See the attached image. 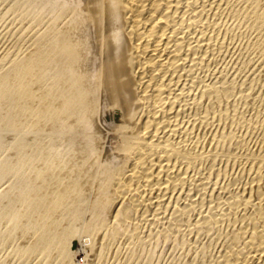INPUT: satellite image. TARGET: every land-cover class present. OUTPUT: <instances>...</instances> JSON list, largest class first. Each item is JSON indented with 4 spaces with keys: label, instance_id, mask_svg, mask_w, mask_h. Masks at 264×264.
<instances>
[{
    "label": "bare ground",
    "instance_id": "1",
    "mask_svg": "<svg viewBox=\"0 0 264 264\" xmlns=\"http://www.w3.org/2000/svg\"><path fill=\"white\" fill-rule=\"evenodd\" d=\"M29 2L30 1L27 3ZM32 4L34 5L35 3ZM54 4H56V2H54ZM32 6H30V8ZM44 6L45 5H43L42 8H44ZM46 7L47 6H45V8ZM49 7L51 9L53 8L51 6ZM54 7L58 8V6L55 5ZM26 8L24 7L23 9ZM30 8L27 10H30ZM10 9L8 8L5 10L10 13L11 11H8ZM33 10L36 12L35 7ZM4 12L5 16H3V18L6 17L7 13L6 11ZM34 12L32 13L34 14ZM28 13L23 15V17H21L22 15L20 14L21 19L19 17L15 19L19 18L23 25L25 23L32 24L35 20L37 22V19H34V15H31V11V14ZM36 13L38 15V12ZM54 13V16L48 20L47 24H43L46 26L44 34L38 35V33L36 34L38 31L36 30V32H34L36 34L35 37L30 38V40L27 37L28 41H25L26 44L24 47V40L23 42L21 41L22 46L19 42V46L21 48L23 47L22 51L16 45H13L18 48L17 52L19 50L21 51L20 55L18 53L21 57H18L16 52L15 55L17 57L14 55L15 58L13 59V54L11 52H14L13 49L16 50V48L13 47V49H10L11 51H9L12 55L10 53L9 55L12 56V59L9 60L10 63H7L9 65L8 67L5 65L6 69H4V64L7 61L2 58L3 55L0 58V122H3L2 120H4L5 117L10 119V116L6 115V112L9 114L7 111L9 109L12 111H10L11 114H14V116L18 118L19 126L15 120L14 122L12 121L15 117H12L11 121L9 119L7 120L8 122H13V125L16 123V127L20 128L22 131V134L20 133L23 135L20 136L22 137L20 138L21 141L18 138L20 146L17 142L21 149L20 152L24 151V153L21 152L22 156L25 154L21 163L34 168L35 178L33 179H36L38 184L41 183L37 185V187L39 186L37 189H40V191L44 190V194L42 192L41 194L46 197L48 196L47 198L42 196L48 201L40 198V201H37V205L35 204L36 201L32 204L36 205L35 211L41 210L42 207L45 209L42 210V212L38 211L35 213V211H33L35 208L33 209L32 207V211L35 214L32 213L34 215L33 217L29 215L31 219L41 221L43 224H41L42 230H40L42 233L37 234V236L40 235L38 238L43 241V244H40L43 245V247L40 248V250L36 248L38 251L42 252L40 255L43 253H54V257H59V264H77L80 258L86 255L84 241L87 240H83V232L87 233L98 243V246L95 248H93V245L96 243H91L93 248L90 253L92 254V259L88 264H104V259L107 258L105 252H103L106 249L104 246L110 243H113L110 244L113 245V247L116 246L114 245L115 241L119 240L121 237H127L131 240L137 238L136 240L138 241V237L142 232L141 228L145 224H153L155 227V223L164 221L162 226L165 225V222L171 225L172 222H170V220L180 224L181 221H178L181 219L180 216L183 215V217L186 216L185 218H187V215H190V212L195 210L191 209L192 211L188 212L189 214L187 213V215H184L183 212L186 208L183 210L179 206L174 207L172 204L175 203V206L180 204L182 194H184L183 191H181L182 188L192 180L195 182V174H193V172L190 174L192 169L194 170L196 165L198 166L203 162L207 165V161H209L208 164L210 165V160L216 158L217 162V159L224 157L227 158V160L230 159L231 161L233 160L239 163L240 170L239 168L237 170L239 171L236 178L237 184L235 183V185H233L235 181L232 182L233 184L229 183L225 186L221 185V183L218 186H222L223 188H217L216 185L220 182L217 181V183L213 185V191L210 192L211 195L209 196L215 197V199H217V201H215L217 203L220 202L224 209H220L221 211L219 213H215L218 212L220 206L218 209L215 208L212 210L215 212L208 211V213L206 212L203 216L201 215L202 218L200 221L194 222V224L198 222L195 227L199 229L197 232L204 230L202 233L205 231H214L218 234L222 230L221 227L219 231L220 224L226 223L227 232H225V234L222 232L224 234L223 236L218 234L220 235L218 238L219 246H217V250L219 251L215 258L211 259L212 262L210 264H264V109L262 108L263 112L262 116H260V118H262L261 133L259 134L258 132L259 135L256 134L257 137L254 140L252 139L254 141L253 144L251 143L252 145H248L249 140L247 144H242L244 142L242 138V145L233 149L234 145L232 146L233 150L230 151L229 146L239 134L235 137V135L232 134L233 132L227 133L224 129L228 121H230V123L234 121V115L229 113V110L232 107L231 102L234 101L233 103H236L235 100H231L230 97L235 92L237 86L241 85V88L242 86H247V93L241 95V99L244 98L247 100L254 95V98H258L259 100L260 94L263 95L262 98L264 97V79H261L262 76L264 77V0H64L59 9H57V11L55 10ZM11 14L10 17L13 16H11ZM40 19H42V16ZM44 20H41V24L39 23L40 27L37 26L38 29L43 26L42 23L45 22ZM36 22L35 25H37ZM37 27L35 29H37ZM242 27L251 30L252 33L249 34H253V36L251 35L253 37L252 45L256 47V51L259 52L261 61L259 60L260 63H256L257 66L251 63L252 69H249L251 73L250 75L248 73V77H245L241 73L245 79L244 81H240V83L237 75L229 77L230 71L226 74L223 68H218L219 70L214 68L215 70H213L209 68V64L211 63V59H213L211 56L219 52V50L222 51L221 49L227 42V34ZM24 29V32H26L27 28H25V26ZM18 31L19 29L15 32L18 33ZM11 32V34H13L14 31L11 30ZM16 33L14 34L15 36L17 35ZM246 33L247 32H245V34ZM13 36L11 35L10 39H12ZM239 36L238 39L241 38V34ZM4 37L6 36L4 35ZM14 40L13 42H15ZM13 42L11 41V43ZM10 48L12 47L10 46ZM225 53L228 55V51ZM5 55L9 56L7 53H5ZM257 55L258 54H256V56ZM6 56L5 59H7ZM245 58L246 56L244 60ZM215 59L216 57L214 60ZM218 59L219 58H217V60ZM236 60H238L237 57ZM251 61L253 62L255 60ZM246 62L248 61L246 60ZM246 64L245 66H247ZM242 66L243 65H241V67ZM242 68L244 70V67ZM255 74L257 77H255ZM255 85L259 87V91L257 90L258 92L255 90ZM257 95L258 97H255ZM249 101L250 100H248V102ZM239 103L238 107L240 105ZM254 103L252 102V104ZM7 104H12L13 108L9 106H7V108L5 106ZM244 105L246 104L244 103ZM248 106H250V104ZM260 106L261 105L258 107ZM233 108L235 109V106ZM260 109L259 112L261 113L262 109ZM254 112L256 113V111ZM247 115L251 116L250 113ZM250 119H253L252 116ZM107 120L110 123H107ZM236 121H238V119ZM251 125L253 124L251 123ZM251 125L248 124L246 126ZM232 127L233 126H231V128ZM7 128H9V126ZM45 133L48 135L50 134V137L53 135L52 138L58 137L56 136L57 134H59V136L60 134L61 136L63 135V137L61 138L60 136V138L62 140L64 139L67 143L65 149L68 147L69 150H67L68 152L70 151V153H67V156L65 154L66 157L63 159L60 157V154V156H58L59 159L57 158L58 161L55 159L56 161L53 160V162V156L50 159L51 156L48 153L51 149H54L53 147L56 146V141L58 142V140H56V138L52 144L49 143L50 150H47V152V147H43L46 143L41 145L44 141L46 142L44 138L42 139L44 141H41L42 135L44 134L43 136H45ZM112 137L117 140L113 147L110 145L109 141ZM2 138L5 137L3 136ZM90 138L94 141L92 148L87 144ZM64 141L63 143L61 142L60 148L58 144L57 147L59 151L62 150L61 148L64 146ZM15 142H13V144ZM206 142L211 145L210 149H206ZM5 143L4 145L7 148L9 145ZM9 144L12 143L9 141ZM14 146L15 145H13V147ZM14 148L16 149V147ZM42 148H45V150ZM6 152H8V150H6ZM13 152L12 154H14ZM52 153L54 152L52 151ZM52 153L50 154L53 155ZM16 157L19 158L20 156ZM5 160L7 161V159ZM6 161L4 165H6ZM17 161L20 162L18 159ZM235 162H232L233 165H235ZM14 163L16 164V162ZM214 163L215 162L212 164L215 165ZM213 167L214 169L216 168L215 166ZM213 167H211V169H213ZM13 169H10V171H13ZM200 169L201 167L198 168V171H200ZM211 169L208 174L212 172ZM226 169L227 167L224 169L222 168V170ZM4 170L6 169L4 168ZM1 171H3V169ZM21 171L22 170L18 173ZM220 171L221 170L216 173L219 174L221 173ZM5 172L6 171H3V173ZM22 172L26 173L28 170ZM10 173L12 174V172ZM14 173L15 172H13V174ZM198 173L196 176H199V179L197 178L199 182H197L204 188L203 186L210 180L211 174L208 175L206 173L207 176H203V174H205L203 173L200 177ZM223 173L224 172L221 174L225 175ZM20 174L21 177L22 173ZM213 174H215L214 171ZM16 175L17 174H14L13 178H16L14 177ZM234 176L236 175L231 177ZM20 177L19 179H21ZM216 177L214 179H216ZM217 178L219 179V177ZM38 179L41 182H39ZM214 179L212 178V180ZM34 181L31 182L34 184ZM21 182L24 183V180ZM199 184H197V186ZM29 185H26V188ZM192 185L193 184H191V186ZM18 186L20 185H17V187ZM31 186L33 185L31 184ZM31 186L29 189H31ZM189 186L187 187L188 189H190ZM33 187L35 188V186ZM9 188L6 187L7 190H9ZM14 188L12 190L10 189L11 193L16 190V186ZM21 189H23V187ZM188 189L187 191H189ZM31 190L29 192H31ZM206 190L208 189L204 191ZM20 192L22 193L23 190ZM34 193H36V191ZM190 193L192 194V191ZM14 194H10L11 197ZM25 194L23 193V195ZM41 194L38 196L41 197ZM187 194L185 192V195ZM8 195H6V198H8ZM206 195H208V193ZM200 196L202 195L200 194ZM13 198L14 200L17 198L15 201L19 199L17 196ZM20 198H22V196ZM25 199L29 198L25 197ZM183 199L185 200V198ZM35 200H37V198ZM45 200L47 205L45 204ZM210 200H212V198ZM0 201H2V199ZM8 201L9 198L7 202ZM21 201L23 202L24 198L23 200L21 199ZM21 201L20 203L17 201V206H19V204L21 205ZM31 201L32 199H30L29 205ZM25 202L24 204H26ZM204 202L205 199L204 201L202 200L201 204L203 205ZM1 203L2 202H0V204ZM208 203L210 204L211 202ZM193 204V207H195V202H193L192 205ZM205 204L203 205L204 207H206ZM212 207L214 208L213 205ZM27 208L28 207L25 209L27 210ZM196 208L199 209V207ZM7 209H10L9 213H12V208ZM21 209H19V211ZM203 209L201 211H203ZM24 213L25 216L28 215L26 211L23 212V214ZM8 214H6V217H4V215V218L1 219L6 220ZM198 214L197 216L199 217ZM94 216H99L102 220L96 221L98 218L94 219ZM9 217L10 215L8 219ZM26 217L28 218V216ZM59 217H67L70 227L63 229L64 227L62 226L63 228H60L61 224L59 225L57 220ZM108 217H110L112 221L110 220L107 222L105 219ZM11 218L13 217L11 216L10 219ZM21 219L22 218H20V220ZM193 219L194 218H192V220ZM3 220L2 222H4ZM5 222L7 223L8 221ZM29 222L31 221L28 220L26 222V229ZM8 223L9 226L12 224V222ZM17 224L16 226H18ZM45 224L48 226L46 225V227ZM30 225L31 224H28L29 228H31ZM52 225H54L55 229H51L53 227L50 228ZM64 225L66 226L67 223ZM186 225H188V223ZM179 226L183 227L181 224ZM164 227H162V229ZM177 227L176 229H179ZM13 228H15V226ZM39 228L41 229V226ZM26 229L23 231L24 233L29 231ZM31 229L30 231L33 233L34 231ZM8 230L6 229L7 234L13 231L10 230L8 233ZM143 230L146 231L145 228ZM16 231L18 232V230ZM16 231L15 237L17 236ZM51 231H53V233ZM144 231L142 232L143 235L145 233ZM174 231L177 232V230L171 231L173 235L175 234ZM165 232L166 231H161V234ZM32 233H29L28 237H26L29 238L30 235H32L30 238L35 237ZM148 233L150 234V232ZM167 233L168 231L165 234ZM170 233L168 234L170 235ZM181 233L183 232L181 231ZM200 233L199 236L201 235ZM24 235L21 236L25 237ZM173 235H171V237ZM6 237L9 239L8 235ZM18 237L16 240H18ZM163 237H165V235H163ZM54 238L58 239H55L57 242H55ZM141 238H143V236ZM149 239H147V242ZM163 239L167 238L165 237ZM2 240L4 241L3 238ZM23 240L25 239L22 238L20 241L23 242ZM34 240L36 242V239ZM142 240L145 241L146 238ZM167 240L165 241L167 242ZM173 240L175 242L177 241L175 238ZM33 241L30 242L33 243ZM184 241H187V239ZM195 241L196 240H194L193 243L196 245L197 242ZM15 242L11 244L14 243L15 247H18L19 244H15ZM37 243L39 246L40 242L37 241ZM117 243L118 241L116 244ZM144 243H146V241ZM120 244L122 245L123 243L121 242ZM137 244L133 246L136 247ZM6 245L7 244H5V246ZM177 245L179 244H176V246ZM195 245L191 244V246L194 247ZM207 245L210 244L208 243ZM147 246H144L143 250H145ZM24 247V249H22L23 247L20 248L22 251L19 249L20 254L26 255L28 252L32 253V251L35 250V245L28 247L24 245ZM129 247L131 248V245ZM179 247L180 246H178V248ZM199 247L200 246H198V248ZM212 247L208 246V249L210 250ZM195 249L197 248L195 247ZM131 250V256H133L135 252L134 248L132 247ZM138 250L139 249L136 251ZM8 251H10V249ZM14 251L13 254L15 253ZM128 251L127 254L129 256L130 251ZM193 251L194 248L192 249V252ZM117 252L120 253V247ZM9 253L13 255L12 252ZM29 253L28 256L31 255ZM202 253H204V250ZM109 254L110 252L108 255ZM118 254L116 256H118ZM187 254L190 255V253ZM15 255L14 256L17 257V254ZM43 256L44 255H42L41 258H43ZM24 257L25 256H23V258ZM10 258L12 259V257ZM25 258L29 259V257ZM121 258L122 260L124 259L122 256ZM121 258L119 257V259ZM201 258V260H203V257ZM208 258L206 259L208 260ZM38 259L36 258V260ZM127 259L126 261L130 258ZM132 259L131 262L134 263ZM141 259L142 258H140V260ZM181 259L183 260V258ZM181 259L179 261H181ZM36 260L34 259V261ZM194 260L196 259L194 258ZM4 261L3 259L2 262ZM205 261L206 260L202 261V263L204 264ZM39 262L41 261L39 260ZM39 262L37 261V264ZM51 262L53 261L51 260L49 263ZM25 263L26 262L22 264ZM41 263L44 262L42 261ZM108 263L110 264V262ZM113 263L115 262L113 261ZM113 263L111 262V264Z\"/></svg>",
    "mask_w": 264,
    "mask_h": 264
},
{
    "label": "rangeland",
    "instance_id": "2",
    "mask_svg": "<svg viewBox=\"0 0 264 264\" xmlns=\"http://www.w3.org/2000/svg\"><path fill=\"white\" fill-rule=\"evenodd\" d=\"M6 1V2H5ZM13 1V2H12ZM0 0V58H1V56H2V58L4 59V60H6L7 62H5V64H4V67H5V65H6V67H8L9 65L7 64L8 62L10 63V61L9 60H11L12 59V56H13V59L15 58V53L17 52V49L19 48V49H21V51H22V49H23V47H24V45L26 44V42L28 41V38H29V40H30V38H33V37H35V35L38 33V35H42V33L44 34L45 33V31H46V26H44V25H46L47 24V22H48V20H50L51 19V17H53L54 16V12H55V10L57 11V9H59V7L61 6V3H62V1H64V0H55V1H52V0H38V2H37V0ZM15 1V2H14ZM28 1H30L29 3H27ZM40 1V2H39ZM2 2V3H1ZM24 2H25V4H24ZM54 2H56V4H54ZM59 4H58V3ZM5 3V4H4ZM11 3V4H10ZM32 3H35L34 5L32 4ZM40 3V4H39ZM46 3H47V5H46ZM16 4V5H15ZM30 4V5H29ZM38 4V5H37ZM9 5H11V6H9ZM19 5V6H18ZM21 5V6H20ZM27 5V6H26ZM33 5V6H32ZM36 5V6H35ZM43 5H45V6H47L46 8H45V6H44V8H42L43 7ZM54 5L55 6H58V8H56V7H54ZM9 6V7H8ZM30 6H32L31 8H30ZM49 6H51V7H53L52 9L49 7ZM12 7V8H11ZM17 7V8H16ZM25 7H27L26 9H23V8ZM34 7H35V9H36V12H38V15H37V13L36 12H34L35 10H33L34 9ZM37 7V8H36ZM10 9V10H8V11H11L10 13H8L7 12V10H5V9ZM30 8V10H27V9H29ZM48 8H50V9H48ZM56 8V9H55ZM22 9V10H21ZM54 9V10H53ZM45 10V11H44ZM4 11H6L7 13H8V16H7V13H6V17H7V19H6V17H4L3 18V16H5L4 14H5V12ZM23 11V12H22ZM28 11H29V13H30V11H31V13L32 12H34V14L32 13H30L31 15H34V19L36 18L37 19V22H36V20L35 21H33V23L31 24V23H25L24 25L21 23V21H20V19H21V17H23V15H25L26 13H28ZM52 11H54V12H52ZM12 13V14H11ZM16 13V14H15ZM19 15H18V14ZM28 13V14H29ZM42 14V15H40V14ZM10 14H11V16L13 15L14 16V18H13V16L12 17H10ZM22 16H21V15ZM51 14H52V16H51ZM40 15V16H39ZM45 15V16H44ZM21 16V17H20ZM38 16V17H37ZM41 16H42V19L45 21H43L44 23H42V25L43 26H41V28H39L38 29V27H40L39 25L41 24V20L42 19H40L41 18ZM44 16V17H43ZM48 18H47V17ZM9 17H10V19H9ZM16 17H19V18H17L18 19V21H17V19H15ZM40 17V18H39ZM3 18V19H2ZM30 18H32V17H30ZM6 19V20H5ZM40 19V20H39ZM12 21V22H11ZM39 21V22H38ZM3 22V23H2ZM19 22V23H18ZM35 22H36V24L37 25H35ZM9 23V24H8ZM15 23H16V25H15ZM40 23V24H39ZM4 24V25H3ZM15 26H14V25ZM19 24H20V26H19ZM29 24V25H28ZM3 25V26H2ZM9 25V26H8ZM22 25V26H21ZM29 27H28V26ZM17 26H19V27H17ZM24 26H25V28H27L26 30V32H24ZM31 26V27H30ZM34 26V27H33ZM38 26V27H37ZM12 27H13V29H12ZM37 27V29H35ZM45 27V28H44ZM11 28V29H10ZM9 29H10V31H9ZM19 29V31H18V33H16L15 31H17ZM33 29V30H32ZM45 29V30H44ZM243 29V30H242ZM247 28L246 27H242V28H239V29H236V30H233L231 33L233 34H231V33H228L227 34V37H226V43H225V45H224V47L221 49L222 51H220L219 50V52H217V53H214V55H216V56H214V55H212L211 57L213 58V59H211V63L209 64V68L210 69H213V70H219V69H225V73L226 74H228V72H229V77L230 76H235V75H237L238 76V81L240 82V81H244V79H245V77H248L249 75H250V73H251V70H250V72H249V69L251 68V63L253 64V65H255L256 63L258 64V63H260L259 62V60L261 59V56L259 55V52L258 51H256L257 49H256V47H254L253 45H252V43H253V34H249V33H252L251 32V30L248 28L247 30H246ZM11 30L12 31H14L17 35L15 36L14 34V32H13V34H11L12 32H11ZM28 30H29V32H28ZM36 30L38 31V32H36ZM241 30V31H240ZM246 30V31H245ZM8 31H9V33H8ZM23 31V32H22ZM33 31V32H32ZM44 31V32H43ZM250 31V32H249ZM34 32H36V34L34 33ZM235 34H234V33ZM245 32H247L246 34H245ZM27 33V34H26ZM29 33V34H28ZM10 34V35H9ZM241 34V38H239L238 39V36ZM244 34V35H243ZM3 35V36H2ZM4 35L6 36V37H4ZM13 36L12 37V39H10L11 37L10 36ZM232 37H231V36ZM242 35H243V37H242ZM249 35V36H248ZM252 35V36H251ZM30 36V37H29ZM247 36V37H246ZM251 36V37H250ZM28 37V38H27ZM230 37V38H229ZM240 37V36H239ZM4 38V39H3ZM232 38V39H231ZM234 38V39H233ZM7 39V40H6ZM14 39H16V40H14ZM27 39V40H26ZM245 39V40H244ZM13 42V40L15 41V42H13V43H11V41ZM17 40H18V43H17ZM20 40V41H19ZM23 40H24V42H23ZM248 40V41H247ZM2 41V42H1ZM9 41V42H8ZM24 43L23 44V47L21 48L20 46H19V44L21 43V46H22V42ZM26 41V42H25ZM20 42V43H19ZM229 42V43H228ZM231 42V43H230ZM249 42V43H248ZM7 43V44H6ZM15 43H17V44H15ZM228 43V44H227ZM10 44V45H9ZM5 45V46H4ZM13 45H16L17 47H15V46H13ZM237 47H236V46ZM241 45V46H240ZM243 45V46H242ZM246 45V46H245ZM10 46L12 47V48H10ZM229 46V47H228ZM13 47H15L16 48V50L15 49H13ZM225 47H226V49H225ZM235 47V48H234ZM252 47V48H251ZM255 49H254V48ZM9 48V49H8ZM240 48V49H239ZM249 48V49H248ZM8 49V50H7ZM10 49H13V51L14 52H11L10 53ZM246 50V51H244V50ZM7 50V51H6ZM10 50V51H9ZM232 50V51H231ZM242 50V51H241ZM254 50V51H253ZM20 51V50H19ZM17 52V55H18V53H19V55L21 54V51L20 52ZM228 51V55H227V53H225V52H227ZM234 51V52H233ZM251 51H252V54H251ZM231 52V53H230ZM237 52V53H236ZM239 52V53H238ZM246 54H245V53ZM249 52V53H248ZM5 53H7L8 55H9V53L12 55H9V56H6L5 55ZM219 53V54H218ZM224 53V54H223ZM233 53V54H232ZM242 55H241V54ZM248 53V54H247ZM221 54V55H220ZM234 54H235V56H234ZM245 54V55H244ZM255 55V57H254V55ZM256 54H258L257 56L259 57H257L256 56ZM15 55V56H14ZM18 55V57H21V56H19ZM217 55H219V56H217ZM240 55H241V57H240ZM5 56L7 57V59H5ZM221 56V57H220ZM234 56V57H233ZM246 56V58H245V60H244V57ZM11 57V58H10ZM17 57V56H16ZM216 57V61L214 60V58ZM236 57L238 58V60H239V58H240V60H239V62H238V60H236ZM248 57H249V59H248ZM217 58H219L218 60H217ZM233 58V59H232ZM242 59V60H241ZM256 59H258V60H256ZM215 61V63H214V61ZM246 62V60L248 61V62H244V61ZM251 60H255V61H251ZM213 61V62H212ZM234 61H236V62H234ZM251 61V62H250ZM258 61V62H257ZM261 61V60H260ZM230 62H231V65H230ZM234 62V63H233ZM241 62H242V64H241ZM244 62V63H243ZM249 62H250V64H249ZM214 63V64H213ZM217 63V64H216ZM236 63V64H235ZM213 64V65H212ZM219 64V65H218ZM222 64V65H221ZM233 64V65H232ZM245 64L247 65V66H245ZM257 64H256V66H257ZM211 65V66H210ZM216 65V66H215ZM225 65V66H224ZM236 65V66H235ZM241 65H243L242 67H244V70H243V68L241 67ZM249 65V66H248ZM224 66V67H223ZM227 66V67H226ZM229 66V67H228ZM6 67L4 68V69H6ZM231 67V68H230ZM233 67H234V69H233ZM237 67H239V68H237ZM246 67H247V69H246ZM249 67V68H248ZM215 68V69H214ZM219 68V69H218ZM241 68V69H240ZM228 69V70H227ZM231 69V70H230ZM238 69V70H237ZM246 69V70H245ZM252 69V68H251ZM226 70H227V72H226ZM235 70V71H234ZM241 70H242V72H241ZM235 72H236V74H235ZM245 76V77H243V75ZM248 73H249V75H248ZM233 74V75H232ZM239 74V75H238ZM240 74H241V77H240ZM243 77V78H242ZM255 77H257V75L255 74ZM240 79V80H239ZM261 79H264V77L262 76L261 77ZM258 82V81H257ZM241 83V82H240ZM241 86V85H240ZM240 86H237L236 87V89H235V92L232 94V96L230 97L231 98V100H235V103L236 104H234L233 102L234 101H232L231 103H232V107L230 108V112L229 113H231L232 115H234V121L232 122L231 121V123H230V121H228V123H227V129L224 127V129L226 130V132L227 133H232V134H234L235 135V137L237 136V134H239V136H237V138H235V140L232 142V144L229 146V150L231 151V150H233L234 148H236V147H239L240 145H242V144H247L248 143V140H249V143H248V145H252L253 144V140L257 137V135H259L260 133H261V125H262V118H260V116H262V112H263V109H264V107H262V106H264V97L262 98V94H260V97H259V100H258V98H254V95H252V97L250 98L249 97V99H247V100H245L244 98H242L241 99V95H243V94H246L247 93V86H242V88L240 87ZM256 86V85H255ZM239 88V89H238ZM256 89V91L258 90L259 91V87H255ZM238 90H239V92H238ZM257 91V92H258ZM237 93V94H236ZM232 97H234V98H232ZM236 97V98H235ZM238 97H239V100H238ZM255 97H258V95L257 96H255ZM243 101V103H242V101ZM255 99H257V100H255ZM230 100V101H231ZM238 100V101H237ZM248 100H250L249 102H251V103H249L248 102ZM252 100V101H251ZM253 100H255V101H253ZM245 101H247V102H245ZM256 101H257V103H256ZM260 101H261V103H260ZM240 102V103H239ZM252 102L254 103V104H252ZM238 103L240 104L239 105V107H238ZM242 103V104H241ZM244 103L246 104V105H244ZM250 104V106H251V104H252V106H251V108H250V106H248ZM11 105V106H10ZM10 105H5L6 107L7 106H9L10 108H13V105L12 104H10ZM235 106V109L233 108L234 106ZM259 105H261L260 107H261V109H262V111H261V113L259 112V109H260V107H258ZM244 106H245V108H244ZM236 107H238V108H236ZM243 107V108H242ZM253 107H254V109H253ZM8 108V107H7ZM241 108V109H240ZM246 109V110H245ZM251 109V110H250ZM256 109V110H255ZM258 109V110H257ZM260 109V110H261ZM240 110V111H239ZM8 112H9V114H7V112H6V115H8V116H10V119L9 118H6L5 117V119L4 120H2L3 122H0V124L2 125H0V142L1 141H3V142H1L0 143V198L2 199V201H0V202H2L1 204H0V234H2V235H0V264L1 263H4V264H22V263H24V262H26L27 264H37V261L39 262V260L42 262H44V263H41V262H39L38 264H53V263H55V264H59L58 263V261H59V257H54V253L52 254V253H43L42 255H44L43 256V258H41V256L42 255H40L42 252L41 251H38L36 248H38L39 250H40V248H42L43 247V245H40V244H43V241L42 240H40V238H38L39 236H37V234L39 233H42V232H40V230H42V223H41V221H36V220H33V219H31V217H29V215L30 216H34L33 214H35V213H37L38 211H40V212H42V210H44L45 208H41V210L39 209L38 211H35L36 210V205H37V201L39 200L40 201V198L41 199H46L47 197L45 196V195H42L41 194V192L44 194V190L43 191H40V189L38 190L37 188H39V186L37 187V185H39V184H41V183H39L38 184V182H37V180L36 179H33V178H35L34 177V173H35V170H33L34 168L33 167H31V166H27V165H24L23 163H21L22 162V158H24V156H25V154H24V156H22V153H24V151H21L20 152V148H19V146H20V141H21V139L20 138H22V137H20V136H23V135H21L22 134V131H21V129L20 128H18V127H16V123L18 124V126H19V120H18V118L17 117H15L14 116V114H11V110L9 109V110H7ZM11 111V112H10ZM233 111V112H232ZM236 111H237V113H236ZM242 111V112H241ZM246 111H248V112H246ZM251 111V112H250ZM254 111H256V113L254 112ZM244 112H245V114H244ZM253 112V113H252ZM234 113V114H233ZM241 113V114H240ZM251 114V116H252V118L253 119H250L251 118V116L250 115H247V114ZM255 113V114H254ZM236 115V116H235ZM238 115H240V116H238ZM244 115V116H243ZM256 115H258V116H256ZM7 116V117H8ZM257 118H256V117ZM14 118L15 117V119H12V121L14 122V120H15V125H13L14 123L13 122H10L11 121V118ZM238 117V118H237ZM250 117V118H249ZM240 118V119H239ZM242 118V119H241ZM256 118V119H255ZM7 119H9L10 121L8 122V120ZM238 119V121H236V120ZM250 119V120H249ZM8 122H6V121ZM16 120H18V121H16ZM246 120V121H245ZM247 120H248V122H247ZM252 120H253V122H252ZM256 120H258V121H256ZM242 121V122H241ZM260 121H261V123H260ZM241 122V123H240ZM250 122V123H249ZM257 122V123H256ZM10 123V124H9ZM11 123H12V125H11ZM107 123H110V122H108V120H107ZM232 123H233V125H232ZM245 123V124H244ZM250 124L251 125V123L254 125V124H258L257 126L256 125H251V126H246V125H248V124ZM260 123V124H259ZM244 124V125H243ZM11 125V126H10ZM231 125V126H233L232 128H231V126L229 127V126ZM235 125V126H234ZM9 126V128H7V127ZM13 126V127H12ZM240 126V127H239ZM242 126H244V127H242ZM254 128H253V127ZM2 127V128H1ZM16 127V128H15ZM235 127V128H234ZM248 127V128H247ZM230 128V129H229ZM234 128V129H233ZM245 129V130H244ZM253 131H251V130ZM254 129V130H253ZM257 131H256V130ZM230 130V131H229ZM242 130V131H241ZM247 130V131H246ZM235 132V133H234ZM241 132V133H240ZM256 132V133H255ZM258 132H259V134H258ZM19 133V134H18ZM21 133V134H20ZM243 133V134H242ZM251 135H250V134ZM18 134V135H17ZM249 134V135H248ZM257 134V135H256ZM44 135V134H43ZM42 135V138H41V141L43 142L44 140H46V142L44 141L43 143H41V145L42 144H45L46 143V145L45 146H43V147H47L46 148V151L48 150H50V144H52L54 141H55V139L56 140H58V142L56 141V143H54V144H56V146H54L53 148L55 149H51V151H49V155L51 156H49L50 157V159L52 158V156H53V158H52V161L53 160H57L58 161V156H60V154H61V158L63 159L64 157H66L67 156V153L69 154L70 153V151L68 152V147H67V149H65L66 148V142L64 141V139L62 140L61 138L63 137V135L61 136V134H60V136H61V138H60V136H59V134H57L56 135V133H55V135L56 136H58V137H55V135H54V137L55 138H52L53 137V135L50 137V134L48 135V134H46L45 133V136H43ZM47 135V136H46ZM241 135V136H240ZM244 135V136H243ZM5 137V138H2V137ZM11 136V137H10ZM18 136V137H17ZM247 136V137H246ZM251 136V137H250ZM12 137H15V138H12ZM46 137V138H45ZM245 137V138H244ZM250 137V138H249ZM18 138H19V140H18ZM44 138V140H42ZM51 138H52V140H51ZM243 138V139H242ZM13 139H14V141H13ZM61 139V140H60ZM237 139H238V141H237ZM244 141H242V140ZM253 139V140H252ZM51 142H50V141ZM9 141H10V143H12L13 144V142H15L13 145H15L14 147H16V149L19 151H17L14 147H13V145L12 144H9ZM49 141V142H48ZM63 141H64V146L61 148L62 150H60L59 151V149H58V147L60 148V145L63 143ZM109 141H110V145L113 147L114 145H115V143H116V139H114L113 137L111 138V139H109ZM235 141H237V142H235ZM241 141L243 142L242 144H241ZM6 142V143H5ZM17 142L19 143V146H18V144H17ZM62 142V143H61ZM238 142H239V144H238ZM4 143L5 144H8L7 146V148H6V146L4 145ZM50 143V144H49ZM252 143V144H251ZM17 144V145H16ZM58 144H59V146H58ZM87 144H88V146H90V148H92L93 147V145H94V141H93V139H91L90 138V140H88L87 141ZM206 149H210L211 148V145L208 143V142H206ZM4 145V146H3ZM41 145H40V147H41ZM235 145V146H234ZM18 146V147H17ZM58 146V147H57ZM232 146H234L233 147V149H232ZM4 147V148H3ZM56 147H57V149H56ZM208 147V148H207ZM2 148V149H1ZM45 148H42V149H44L45 150ZM64 148V149H63ZM8 150V152H6V150ZM11 149V150H10ZM65 150H66V152H65ZM11 151V152H10ZM14 151V152H13ZM17 151V152H16ZM47 151V152H48ZM52 151L54 152V153H52ZM56 151H57V153H56ZM10 152V153H9ZM12 152L15 154V156H14V154H12ZM60 152V153H59ZM6 155H9V156H6ZM8 153V154H7ZM18 153V154H17ZM19 153H21V154H19ZM50 153H52L53 155H51ZM58 154V155H57ZM65 154H66V156H65ZM63 155V156H62ZM4 156H6V157H4ZM11 156V157H10ZM12 156H13V158H12ZM16 156H22L20 159L18 158V157H16ZM55 156H57V157H55ZM55 157V158H54ZM58 158V159H57ZM5 159H7V161L10 163H8ZM13 159V160H12ZM17 159L20 161V162H18L17 161ZM221 159V160H220ZM223 159H224V161H223ZM227 160V158H219V159H217V162H216V158L215 159H212V160H210V165L208 164V162L209 161H207V165H206V163L205 162H203V163H201V164H199L198 166L196 165L194 168V170L192 169V171H191V173L190 174H192V172H193V174H195L194 175V177L196 178L195 179V182H194V180H192L191 182H188L183 188H182V190L181 191H183V193L184 194H182V199H181V203L180 204H178V205H176L175 206V203H173L172 205L174 206V207H177V206H179L181 209H185L184 210V212H183V214L185 215H187V213L188 212H190V211H192L191 209H193V210H195V211H192L193 213L194 212H197V213H192V212H190V215H187V218H185L186 216H184L183 217V215L182 216H180V220H178L179 222H180V224H181V226H183V227H180L179 225V223L177 224V222H175L176 223V225H175V223L172 221V220H170V222H172L171 223V225H170V223H166L165 222V225H163L162 226V224H164V221L163 222H158V223H155V227L153 226V224L151 225H147V224H145L144 226H142V228H141V231L143 232L144 230V228L146 229V231H144L145 233H144V235L142 234V232L140 233V235H142L143 236V238H141L142 236H140L139 235V237H138V241L136 240L137 238H134V239H130V238H127V237H121V238H119V240H117L118 241V243L116 244V242L117 241H115V244L114 245H116V246H114L113 247V245H110V244H113V243H110V244H108V245H106V246H104V248H108L106 251L104 250L103 252H105V256H107V258H105L104 260H105V262H103L104 264H109L108 262H110V264H111V262L113 263V261L115 262V263H113V264H117V263H119V264H128L129 262H131V259L132 258H135V259H132L133 260V262L134 263H129V264H196V263H198V264H201L202 263V261H204V260H206L205 262H204V264H207V263H211L212 262V258L214 259L215 258V256L218 254V251L219 250H217L218 248H217V246H219L218 245V238H219V236L220 235H218V234H221L222 236L225 234V232H227V226H226V223L224 222V223H221L220 224V227H219V231H220V228L222 229L221 231H220V233H218V234H216L214 231H210V232H207V231H205L204 233H202L204 230H200L199 232H197L199 229L197 228V227H195V225H197V223L200 221V219L202 218L201 217V215L203 216L204 214H206V212L208 213V211H212L213 209H218L220 206V208H219V210H218V212H215V211H212V212H215V213H219L221 210H223L224 209V207H223V205H221L220 204V202H216L217 201V199H215V197H211V196H209V195H211L210 194V192H212L213 190V188H214V186L213 185H215L216 183H217V181L219 182V183H217V188L218 187H220V188H223L222 186H218V185H220L221 183V185H223V186H225L226 184H229V183H231V184H233V185H235V183L237 184V182H236V178H237V176H238V172L239 171H237L238 170V168H239V170H240V166H239V163L237 162H235V161H231L230 159L229 160H227V162H226V160ZM10 160H11V162H10ZM55 160V161H56ZM215 160V161H214ZM5 161H6V165H4L5 164ZM14 162H16V164L14 163ZM18 162V163H17ZM54 162V161H53ZM213 162H215L214 164L215 165H213L212 163ZM235 162V165H233V163ZM15 164V165H13V164ZM226 163H228V164H226ZM18 164V165H17ZM25 164H27V163H25ZM202 164H203V166H202ZM219 164V165H218ZM11 165V166H10ZM17 165V166H16ZM20 165H21V167H20ZM205 165V166H204ZM215 166L216 168L214 169V167L213 166ZM14 166V167H13ZM15 166H16V169H15ZM24 166V167H23ZM207 166V167H206ZM232 166V167H231ZM239 166V167H238ZM11 167V168H10ZM201 167V169H200V171L201 170H203V169H205V170H203V171H205V172H203V171H198V168H200ZM210 167V168H209ZM211 167H213V169H211ZM225 167H227V169L226 170H228V171H226V170H222V168L224 169ZM230 167V168H229ZM4 168L6 169V170H4ZM14 168V169H13ZM26 168V169H25ZM29 168V169H28ZM3 169V171H6L5 173H3V171H1ZM10 169L12 170L13 169V171H10ZM18 169H19V171L20 170H22V171H24L25 170V172L28 170V172H26V173H24V172H20V173H22V176L20 177V173H18L19 171H18ZM210 169H211V176H210V180H208V182L206 183V185H204L203 187L204 188H202L201 187V185L198 183L199 181L197 180V178L199 179V176L197 177L196 175H197V173L198 172H200V173H198V174H200V177L202 176V174L203 173H205V174H203V176H207V174H208V172L210 171ZM31 170V171H30ZM33 170V171H32ZM217 170V171H216ZM219 170H221L220 172L222 173V172H224L223 174H225L226 176H227V178H226V176L225 175H222L221 173H216V172H219ZM18 171V172H17ZM213 171H214V173L216 174H213ZM226 171V172H225ZM10 172H12V174H13V172H15L14 174H17L16 176H14V177H16V178H13V175L10 173ZM232 172V173H231ZM8 173V174H7ZM10 173V174H9ZM24 173V174H23ZM207 173V174H206ZM232 174V175H229V174ZM25 174H26V178H25ZM210 174H208V175H210ZM217 174H218V176H217ZM215 175V176H214ZM228 175H229V177H228ZM233 175H236V176H234V177H231V176H233ZM27 176H29L30 177V179H29V177H27ZM191 176H193V175H191ZM219 177V179L217 178V177ZM221 176V177H220ZM222 176H223V178H222ZM225 176V177H224ZM17 177H18V179H17ZM19 177L21 178V179H19ZM216 177V179H214ZM212 178L214 179V180H212ZM220 178H221V180H220ZM235 180H234V179ZM25 179H26V181H25ZM224 179V180H223ZM229 179V180H228ZM232 179V180H231ZM17 181V182H15V181ZM24 180V183L23 182H21V181H23ZM36 182H35V181ZM14 181V182H13ZM30 181V182H29ZM34 181V184L32 183V182ZM38 181L39 182H41L39 179H38ZM198 181V182H197ZM233 181H235V182H233ZM22 184H21V183ZM30 183V185H29V183ZM214 182V183H213ZM233 182V183H232ZM13 183V184H12ZM199 184L198 186L201 188H199L198 186H197V184ZM25 184V185H24ZM31 184L33 185V186H35V188L33 187V186H31ZM189 184H190V186H189ZM191 184H193L192 186H191ZM207 184H211L210 186L209 185H207ZM17 185H20V186H18L17 187ZM26 185H29V186H27V188H26ZM9 186H10V188H9ZM16 186V190H14V192L12 191V193H11V190L14 188ZM30 186H31V189H32V187H33V189L31 190V189H29L30 188ZM190 187V189H188L187 187ZM210 187V188H207V187ZM6 187L7 188H9V190H7L6 189ZM12 187V188H11ZM23 187V189H21ZM213 187V188H212ZM18 188V189H17ZM25 188H26V190H25ZM189 190V191H187V189ZM194 188H196V189H194ZM7 191H6V190ZM11 189V190H10ZM15 189V188H14ZM28 189V190H27ZM199 191H198V190ZM205 189H208V190H206V191H204ZM210 189V190H209ZM3 190H5V191H3ZM23 190V192L21 193L20 191H22ZM24 190H25V192H24ZM31 190V192H29ZM38 190V191H37ZM185 190V191H184ZM8 191H9V195L10 194H14V193H16V194H14V195H12V197H11V195L9 196L8 195ZM16 191V192H15ZM20 193H19V192ZM36 191V193H38V194H36V193H34ZM40 191V192H39ZM192 191V194L190 193ZM204 191V192H203ZM6 192V193H5ZM30 193V195H29V193ZM185 192H186V194H187V192H188V194L187 195H185ZM195 192V193H194ZM198 192H200V193H198ZM20 195H19V194ZM23 193L25 194V193H27V194H25V195H23ZM208 193V195H206ZM4 196H3V195ZM8 195L7 197L9 198V201L7 202V200H8V198H6V195ZM38 196L39 194H41V197H37L36 195ZM200 194L202 195V196H200ZM19 195V196H18ZM27 195V196H26ZM29 195V196H28ZM33 195H34V197H36L37 198V200H35L36 198H34L33 197ZM205 195V196H204ZM2 196H3V198H2ZM18 197L19 199L17 200V201H19V203H20V201H21V199L23 200V198H24V201L22 202L21 201V205L19 204V206H20V208H19V206H17L18 205V203H17V201H15L14 200V198L13 197ZM22 196V198H20ZM42 196H45L44 198L42 197ZM193 196V197H192ZM204 196V197H203ZM25 197L26 198H29V199H25ZM33 197V198H32ZM197 197V198H196ZM5 198V199H4ZM39 198V199H38ZM183 198H185V200H187V201H185ZM193 200H192V199ZM201 198V199H200ZM212 198V200H210ZM214 198V199H213ZM0 199V200H1ZM7 199V200H6ZM13 199V200H12ZM30 199H32V203L30 202V205H29V201H30ZM194 199H197V200H194ZM199 199V200H198ZM204 199H205V202H204V204L205 203H207V204H205V206L206 207H204L201 203H202V200L204 201ZM4 200H5V202H4ZM28 200V201H27ZM47 200V199H46ZM46 200H45V202H46ZM183 200V201H182ZM193 202H195V207H193L194 206V204L192 205V201ZM201 200V201H200ZM210 200V201H209ZM216 200V201H215ZM14 201V202H13ZM25 201H27V202H25ZM36 201V202H35ZM48 201V200H47ZM13 204H12V203ZM15 202H16V204H15ZM24 202L27 204V206H26V204H24ZM35 202V204L34 205H32L33 203ZM185 202H186V204H185ZM208 202H211L210 204L208 203ZM5 203V204H4ZM8 205H7V204ZM10 203V204H9ZM24 204V205H23ZM46 205H47V202L45 203ZM185 204V205H184ZM189 204V205H188ZM199 204H201L200 206H198ZM218 204H219V206H218ZM11 207H10V206ZM29 205V206H28ZM181 205V206H180ZM184 205V207L182 208V206ZM210 207H208V206ZM212 205L214 206V208L212 207ZM5 206H7V207H5ZM9 206V207H8ZM25 206V207H24ZM35 206V207H34ZM186 206V207H185ZM21 207H22V209H21ZM24 207V208H23ZM26 207H30L29 208V210H28V208H27V210L25 209ZM32 207H33V209H32ZM196 207H199V209L198 208H196ZM204 209H203V208ZM223 207V208H222ZM7 208H12L11 209V211H12V213L10 214L9 213V210H8V213H7V210L6 209ZM209 208V209H208ZM19 209H21L20 211L22 212L23 210V212H25L26 211V214H28V215H26V216H28V218L25 216V213L23 214V212L21 213L20 211H19ZM189 211H188V210ZM203 209V211H201ZM221 209V210H220ZM4 210H6V211H4ZM15 210V211H14ZM35 211V213L33 212V211ZM182 210V211H183ZM187 210V211H186ZM200 210V211H199ZM14 211V212H13ZM30 211V212H29ZM186 211V212H185ZM217 211V210H216ZM4 212H6V213H4ZM16 212V213H15ZM28 212V213H27ZM201 212V213H200ZM15 213V214H14ZM18 213V214H17ZM19 213H21V214H19ZM32 215H31V214ZM191 213H192V215H191ZM199 213V214H198ZM6 214H8V216L10 215V217L12 216L13 218H11L10 219V217H9V219H8V216H7V219L5 220H3V219H1V218H4V217H6ZM13 214V215H12ZM17 214V215H16ZM189 214V213H188ZM197 214L199 215V217L197 216ZM5 215V216H4ZM15 215V216H14ZM4 216V217H3ZM91 216V215H90ZM190 218H189V217ZM195 216V217H194ZM24 217V218H23ZM194 218L193 220H192V218ZM14 218H16V219H14ZM20 218H22L21 220H20ZM29 220V221H31V222H29L28 224H31L30 225V227L33 229H31V228H29V226H28V224H27V229H26V227H25V225H26V222L28 221L27 219ZM95 218H98V220H96V221H99L100 219H101V217H99V216H94V219ZM108 218H109V220H108ZM108 218H106L105 220L108 222V221H110L111 219H112V216H111V219H110V217H108ZM13 219V220H12ZM18 219V220H17ZM24 219H26V220H24ZM187 221H186V220ZM197 219V220H196ZM2 220L4 221V222H2ZM10 220H12V221H10ZM15 220V221H14ZM33 220V221H32ZM58 222H59V225H60V228H63V229H67L68 227H70V223H69V220L67 219V217L66 218H64V217H59L58 219ZM102 220V219H101ZM183 220V221H182ZM185 220V221H184ZM5 221H8V222H12V224L9 226V223L7 222H5ZM13 221H14V223H13ZM24 221H25V223H24ZM112 221V220H111ZM195 221H198V222H196L195 224H194V222ZM2 222V223H1ZM33 222V223H32ZM169 222V221H168ZM182 222H183V224H182ZM6 223V224H5ZM17 223H19V224H17ZM24 223V224H23ZM67 223V225H69V226H65L64 224H66ZM161 223V224H160ZM185 223V224H184ZM188 223V225H186ZM191 223V224H190ZM16 224L18 225V226H16ZM23 224V225H22ZM35 224V225H34ZM40 224V225H39ZM42 224V225H41ZM53 224H55V223H53ZM169 224V225H168ZM173 224V225H172ZM190 224V225H189ZM37 225H39V226H37ZM47 224H45V226H46ZM55 225H57V224H55ZM158 225V226H157ZM160 225V226H159ZM192 225V226H191ZM194 225V226H193ZM10 227V228H8V227ZM15 226V228H19V229H15V228H13ZM25 228H24V227ZM41 226V229L39 228ZM48 226V225H47ZM46 226V227H47ZM63 226V227H62ZM147 228H146V227ZM165 226V227H164ZM173 226H178L177 228H179V229H176V227H172ZM189 226V227H188ZM7 227V228H6ZM22 227V228H21ZM51 227H53V228H51ZM159 227V228H158ZM162 227H164L163 229H162ZM185 227V228H184ZM188 227V228H187ZM190 227H192V228H190ZM197 228V229H195V228ZM11 228H13V229H11ZM24 228V229H23ZM50 228L51 229H55V227H54V225H52V226H50ZM57 228V227H56ZM153 228V229H152ZM156 228V229H155ZM225 228V229H224ZM6 229L8 230V233L10 232V230H13L12 231V233L10 232L9 234H7L6 232ZM25 229L26 230H29V231H27V232H23V231H25ZM30 229L32 230V231H34L33 233L30 231ZM39 229V230H38ZM63 229H62V231H63ZM182 229V230H181ZM186 229V230H185ZM189 229H191V230H189ZM4 231V233L6 234H4L3 233V231ZM16 230H18V232L16 231ZM20 230V231H19ZM151 230V231H150ZM172 230H177V232H175L174 231V235L172 234ZM183 232V233H181V231ZM15 231H16V237L14 236L15 235ZM36 231V232H35ZM161 231L163 232V231H168V233H170V235L168 234V237H167V234H165V233H162L161 234ZM170 231V232H169ZM180 231V232H179ZM188 231V232H187ZM195 231V232H194ZM14 232V233H13ZM22 234H21V233ZM52 233H53V231H51ZM148 232H150V234L148 233ZM197 232V233H196ZM201 232V233H200ZM224 234H223V233ZM34 234L35 235V237H31L30 238V236H32V235H30L29 236V238H27L28 237V234ZM36 233V234H35ZM51 233V234H52ZM154 233H157V234H154ZM185 233V234H184ZM189 233V234H188ZM190 233H191V235H190ZM199 233L201 234L200 236H199ZM210 233H214V234H210ZM11 234V235H10ZM20 234V235H19ZM24 234H26V235H24ZM82 234H83V240L85 239V240H87V241H84L85 242V253H86V255L84 256V257H81L80 258V261L77 263V264H88V263H90L89 261H91V259H92V254H90L91 253V249H93V248H95L96 246H98V243H97V241L95 240V239H93L92 237H90L87 233H83L82 232ZM159 234V235H158ZM181 234V235H180ZM204 234V235H203ZM207 234V235H206ZM210 234V235H209ZM216 234V235H215ZM8 235V237H9V239L6 237ZM10 235V236H9ZM24 235L25 237H22V236ZM150 235H152V236H150ZM158 235V236H157ZM163 235H165V237L168 239L169 237V241L167 240V239H163V238H165V237H163ZM171 235H173L172 237H171ZM179 235V236H178ZM185 235V236H184ZM190 235V236H189ZM19 236V237H18ZM27 236V237H26ZM37 236V237H36ZM59 236V235H58ZM57 236V237H58ZM88 236V237H87ZM148 236V237H147ZM155 236V237H154ZM162 236V237H161ZM10 237H11V239H10ZM17 237H18V240H16L17 239ZM149 237H150V239H149ZM159 237V238H158ZM177 237H178V239H177ZM180 237V238H179ZM197 237H198V240H197ZM199 237H200V239H199ZM2 238L4 239V241L2 240ZM20 238V239H19ZM25 239V240H23V242L22 241H20L21 239ZM38 238V239H37ZM87 238H89V239H87ZM90 238H92V239H90ZM146 238V243H144L145 241H143L142 239H145ZM152 238V239H151ZM157 240H156V239ZM176 239L177 241L176 242H179V243H176L173 239ZM215 238H217V239H215ZM14 239V240H13ZM26 239H27V241H29V242H27L26 241ZM30 239V240H29ZM34 239H36V242H35V240ZM55 239H57V238H54V240ZM129 239H130V242H133V243H130L129 242ZM147 239H149V241L147 242ZM153 239H155V240H153ZM181 239V240H180ZM187 239V241H184V240H186ZM213 239V240H212ZM6 240V241H5ZM11 240H13V241H11ZM34 240V241H33ZM58 240V239H57ZM92 240V241H91ZM142 240V241H141ZM165 240H167V242L165 241ZM172 240V241H171ZM180 240V241H179ZM183 240V241H182ZM190 240V241H189ZM194 240H196L195 242H197L196 243V245L193 243L194 242ZM16 241V242H15ZM18 241V242H17ZM24 241H25V243H24ZM33 241V243L35 242V243H37V241H39L40 243H39V246H38V243L37 244H35L34 243V245H35V250H33L32 251V253L30 252H28L29 254H31L30 256H28V253L25 255V254H20V250L22 251V249H24L25 247H24V245L26 246V247H28V246H34L33 245V243H31V242ZM90 243H89V242ZM119 241H120V243L122 242L123 244L121 245L120 243H119ZM123 241H125L126 242V244H125V242H123ZM139 241H141V242H143V243H141V242H139ZM152 241V242H151ZM157 241V242H156ZM162 241V242H161ZM190 243H189V242ZM202 241H203V243H202ZM217 241V242H216ZM12 242H15V244H19V248L18 247H15V245H14V243L13 244H11ZM55 242H57L56 240H55ZM88 242V243H87ZM93 242V243H92ZM202 244H201V243ZM11 245H10V244ZM22 243V244H21ZM24 243V244H23ZM30 243V244H29ZM95 244V245H93V248H92V244ZM138 243V244H137ZM148 243V244H147ZM175 243V244H174ZM189 243V244H188ZM210 244V245H207V244ZM5 244H7L6 246H5ZM21 244V245H20ZM29 244V245H28ZM60 244V243H59ZM89 246H88V245ZM120 244V245H119ZM134 244H137V246L136 247H134L133 245ZM176 244H179V245H177L176 246ZM191 244H193V245H195V247L197 248V249H199V250H197V249H195V247L194 246H191ZM215 244V245H214ZM87 245V246H86ZM91 245V246H90ZM124 245V246H123ZM126 245V246H125ZM127 245H128V247H127ZM131 245V248L133 247L134 248V255L133 256H131V248L129 247ZM140 245H143V246H140ZM148 245V246H147ZM152 245V246H151ZM190 247H189V246ZM200 246L199 248H198V246ZM8 246V247H7ZM41 246V247H40ZM58 246V245H57ZM121 246H122V248H121ZM144 246L146 247L147 246V248H145V250H143L144 249ZM155 246H156V248H155ZM178 246H180L179 248H178ZM186 246V247H185ZM208 246L209 247H212V248H210V250L208 249ZM23 247V248H22ZM119 247H120V253L119 252H117L118 250H119ZM127 247V248H126ZM141 247V248H140ZM177 247V248H176ZM188 247V248H187ZM207 247V248H206ZM15 248H17V249H15ZM20 248H22V249H20ZM88 248H89V250H88ZM103 248V249H104ZM117 248V249H116ZM125 248V249H124ZM149 248V249H148ZM152 248V249H151ZM194 248V251L192 252V249ZM204 248V249H203ZM206 248V249H205ZM10 249V251H8ZM20 249V250H19ZM112 249H113V251H112ZM122 249V250H121ZM127 249V250H126ZM137 249H139L138 251H136ZM155 249H157V250H155ZM172 249H173V251H172ZM178 249V250H177ZM207 249H208V251H207ZM213 249H214V251H213ZM15 250V251H14ZM116 250V251H115ZM130 252H129V251ZM152 250V251H151ZM154 250V251H153ZM196 250H197V252H196ZM203 250H204V253H202L203 252ZM206 250V251H205ZM13 251L15 252L14 254H13ZM19 251V252H18ZM110 252V254L108 255V253ZM124 251V252H123ZM127 251L130 253L129 254V256H128V254H127ZM156 251V252H155ZM175 251V252H174ZM184 251V252H183ZM188 251V252H187ZM189 251H191V252H189ZM202 251V252H201ZM212 251V252H211ZM9 252H12V254L13 255H11V253H9ZM121 252H123V253H121ZM142 252V253H141ZM151 252V253H150ZM190 253V255L189 254H187V253ZM208 252V253H207ZM8 255H7V254ZM115 253H119L118 254V256H116L117 254H115ZM125 253V254H124ZM135 253H139L138 255L137 254H135ZM144 253H146V254H144ZM200 253V254H199ZM210 253V254H209ZM15 254H17V257H15L16 255ZM35 254V255H34ZM51 254H52V256H51ZM90 254V255H89ZM192 254V255H191ZM196 254H199V255H196ZM209 254V255H208ZM214 254V255H213ZM6 255V256H5ZM15 255V256H14ZM21 256V259H20V256ZM34 255V256H33ZM48 255V256H47ZM88 255V256H87ZM128 257H127V256ZM153 255H156V256H153ZM12 257V259L10 258V257ZM14 256V257H13ZM18 256H19V258H18ZM23 256H25V257H29V259L27 260L25 257L23 258ZM32 256V257H31ZM49 256H51L52 257V259H51V257H49ZM87 256V257H86ZM121 256L122 257H124V262H123V260H122V258H121ZM132 258H131V257ZM140 256V257H139ZM152 256V257H151ZM194 256V257H193ZM198 258H197V257ZM214 256V257H213ZM5 257V258H4ZM7 257V258H6ZM34 257V258H33ZM38 257H39V259H38ZM48 257V258H47ZM111 257V258H110ZM116 257H118V258H116ZM119 257L121 258V259H119ZM125 257H127V258H125ZM144 257V258H143ZM154 257V258H153ZM170 257V258H169ZM171 257H172V259H171ZM183 258V260L181 259V258ZM187 257V258H186ZM201 257H203V260H201L202 258ZM209 257V258H208ZM211 257V258H210ZM32 260H31V259ZM36 258L38 259V260H36ZM42 260H41V259ZM83 258H85V259H83ZM137 258H138V260H137ZM140 258H142L141 260H140ZM153 258V259H152ZM169 258V259H168ZM194 258L197 260V262H196V260H194ZM200 258V259H199ZM206 258H208V260L206 259ZM3 259L6 261V263H5V261L4 262H2L3 261ZM26 259V260H25ZM34 259L36 260V261H34ZM49 259V260H48ZM54 259V260H53ZM58 259V260H57ZM83 259V260H82ZM88 259V260H87ZM109 261H108V260ZM126 259L128 260V261H126ZM150 259V260H149ZM181 259V261H179ZM200 261H199V260ZM9 260V261H8ZM11 260V261H10ZM46 260H48L49 262L52 260L53 262H51V263H49L48 261H46ZM57 260V261H56ZM121 260H122V262H121ZM136 260V261H135ZM140 260V261H139ZM190 260V261H189ZM34 261V262H33ZM45 261H46V263H45ZM82 261H84V262H82ZM106 261H107V263H106ZM120 261V262H119ZM126 261V262H125ZM139 261V262H138ZM172 261V262H171ZM180 262V263H179ZM191 262V263H190ZM199 262H201V263H199ZM25 263V264H26ZM203 264V263H202Z\"/></svg>",
    "mask_w": 264,
    "mask_h": 264
}]
</instances>
